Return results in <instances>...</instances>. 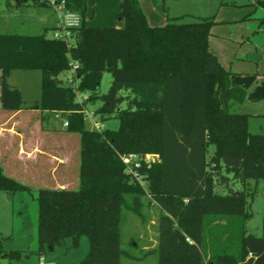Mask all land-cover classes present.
<instances>
[{
  "label": "trees",
  "instance_id": "trees-1",
  "mask_svg": "<svg viewBox=\"0 0 264 264\" xmlns=\"http://www.w3.org/2000/svg\"><path fill=\"white\" fill-rule=\"evenodd\" d=\"M64 1L67 13L81 17L69 28L73 46L52 37L57 26L0 33L3 109L27 108L11 73L41 71V99L28 109L66 115V130L81 137L79 189L39 190L41 249L69 238L78 247L86 235L90 253L77 264H122L133 258L122 244L123 210L140 215L150 197L161 210L158 264H264V221L261 235L250 234L252 196L235 188L264 178V134H252L249 116L231 111L247 92L232 85V73L211 51L214 21L177 17L152 26L140 0H121L125 25L96 28L86 25L88 0ZM5 4L52 7L49 0ZM259 4L264 8V0ZM106 72L112 83L101 94ZM95 101L102 103L97 113L119 119L118 130L86 128L85 110ZM131 155L139 159L126 164ZM149 155L158 159L149 164ZM0 190L33 191L1 164Z\"/></svg>",
  "mask_w": 264,
  "mask_h": 264
},
{
  "label": "rangeland",
  "instance_id": "rangeland-1",
  "mask_svg": "<svg viewBox=\"0 0 264 264\" xmlns=\"http://www.w3.org/2000/svg\"><path fill=\"white\" fill-rule=\"evenodd\" d=\"M157 1L158 7H157ZM155 7L164 15H183L184 22H190L200 17L213 20L214 24L210 36V48L217 55L223 67L232 73L236 84L242 85L248 93L249 101L255 106L244 107L243 104L234 103L231 111L243 113L249 116V131L254 134H264V58L258 60L251 57V53L264 57V27L258 28L257 16L254 21L243 18L240 5H233L234 0H157ZM240 3H250L249 0H236ZM244 1V2H243ZM153 4V3H152ZM89 9L86 16V25L89 27H123L124 21L118 18L121 10L120 0H89ZM223 6V10L221 8ZM153 5L148 11L157 9ZM236 8V9H230ZM63 19L66 23V11L57 12L54 7H11L7 8L5 0H0V33L38 34L44 26L53 27L56 20ZM44 21V22H43ZM257 21V22H256ZM164 20L163 24H166ZM253 22V23H252ZM257 23L256 26L254 23ZM161 25V24H160ZM237 26L236 28H234ZM251 49V50H250ZM259 52V53H258ZM69 73L62 77L67 82ZM9 83L21 89L25 96V102L33 104L41 98L42 73L41 71L14 70L9 77ZM112 75L106 72L102 79L100 93L105 94L110 89ZM86 96L79 93V100H85ZM247 100V99H246ZM260 104V105H258ZM102 105L101 101L90 102L85 110V125L89 130L104 131L118 130L120 121L116 117H108L97 113ZM122 109L126 105H122ZM48 124L51 127L67 128V116L55 114L49 115ZM75 139L71 141L64 136H46L47 146H62L69 151L72 161L78 159V180L80 171V134L74 133ZM78 146V152L74 151V145ZM60 144V145H58ZM0 146H4L1 139ZM4 148V147H3ZM214 147L210 152L214 153ZM158 156L149 155L146 162L151 164ZM10 175L21 183L32 188V192L22 190L9 194L0 190V264H77L84 260L90 253L91 243L86 235L80 239L78 247L73 246L71 238L62 246L51 247L46 245L41 249L39 235V190L42 188L54 189L52 165L46 164L44 170L37 171L34 168L23 167L22 162L15 161ZM73 171V170H72ZM70 172L72 182L65 185L70 190L79 189V182H73L76 177ZM236 190H244L250 194L249 212L251 217L246 222V227L251 231L262 234L264 221V178L248 179L245 184H236ZM148 190V185L145 184ZM220 190V189H219ZM124 222L122 225L123 248L133 258H123L122 264H158V235L160 208L151 200L145 199V208L139 215L133 211L124 209ZM19 252L21 256L10 260L2 257L3 252Z\"/></svg>",
  "mask_w": 264,
  "mask_h": 264
},
{
  "label": "crops",
  "instance_id": "crops-1",
  "mask_svg": "<svg viewBox=\"0 0 264 264\" xmlns=\"http://www.w3.org/2000/svg\"><path fill=\"white\" fill-rule=\"evenodd\" d=\"M156 1L157 0H140L141 6L148 18L150 25L165 26L168 23L169 18L183 17V15H173V16H168L169 17L168 19H164L165 18L164 15H162L160 10L155 7ZM249 2L250 3H246V2L240 3L234 0L230 3H232L235 6L240 5V8H238L237 10L241 11V13L243 14V17L241 19L246 18V20H248V23H250L249 20L252 21L255 20L254 17L255 14L257 18H259L257 19L258 28L260 26L264 27V8L259 4V0H249ZM158 3L159 2L157 1L156 4L157 7L159 6ZM152 5L157 9L156 18L155 15L153 14L155 11L153 10L152 12V11H148L147 9L149 8V6ZM88 9H89V5H88ZM223 9L224 8L222 6L221 11ZM230 9H236V8H230ZM252 18H254V20ZM200 19H207V18L200 17L197 20ZM164 20H167V22L166 24L162 25ZM256 22L254 23L255 26L257 24ZM58 23H59L58 20H56V24L54 26L56 27ZM236 27L237 26H235L234 28ZM101 28H110V27H101ZM251 54H255V53H251ZM215 56L217 57V55ZM255 58L256 59H251V60L263 59L264 57L263 55L259 56L257 54ZM0 77H1V71H0ZM231 82L233 86L243 88L241 84L240 85L236 84L237 82H235L232 76H231ZM17 88L21 91L19 87ZM23 97L25 99L24 95ZM248 98L249 96H247V100L243 104L244 107L255 106L256 104L249 101ZM40 99H36L33 104H28L26 102L27 108L19 111L5 110L3 109L1 103V83H0V141L1 139H4V146H3L4 148L0 146V164L4 168L5 173L8 176L12 177V175L10 174L13 170L14 167L13 164H15V161L18 163L21 161L23 167H27L29 169L30 167H32L40 172L44 170L46 164L49 163L50 165H52L53 182L51 184L53 185L54 189H70V187L68 185H65V183L72 182L70 175V172L72 170H73L72 171L73 175L75 174L76 176L73 182L77 183V185L79 182L78 159L76 160V163H74L72 161V157H70L68 153L69 151L63 149V147L60 144H58L60 146H47L46 136H51V135L56 137L64 136L67 137L70 141L72 139H75V136L74 133L68 132L66 128L61 129L54 126L51 127L48 124L50 119L49 115L55 114L56 116L57 113H43L42 111L37 109H28V107L33 106ZM258 135H262V134H258ZM74 151L78 152V146L76 145V143L74 145Z\"/></svg>",
  "mask_w": 264,
  "mask_h": 264
},
{
  "label": "built area",
  "instance_id": "built-area-1",
  "mask_svg": "<svg viewBox=\"0 0 264 264\" xmlns=\"http://www.w3.org/2000/svg\"><path fill=\"white\" fill-rule=\"evenodd\" d=\"M52 7L56 9L57 12L59 11H66L65 10V1L62 0L60 4H57V0H49ZM67 19L69 22H65L63 19L60 18V21L57 25V29L52 32V37L60 40H65L70 46H73L75 40L73 39L72 33L69 30L70 27H78L81 25V17L76 14H69L67 13ZM62 113H57L56 117H59ZM68 126V121L65 125ZM156 157V156H155ZM147 158V157H146ZM139 157L137 155H131L130 157L124 158V162L126 164H130L132 160H138Z\"/></svg>",
  "mask_w": 264,
  "mask_h": 264
},
{
  "label": "water",
  "instance_id": "water-1",
  "mask_svg": "<svg viewBox=\"0 0 264 264\" xmlns=\"http://www.w3.org/2000/svg\"><path fill=\"white\" fill-rule=\"evenodd\" d=\"M251 57L254 58L256 57V54H251ZM250 234L254 235V236H257V231H251Z\"/></svg>",
  "mask_w": 264,
  "mask_h": 264
}]
</instances>
